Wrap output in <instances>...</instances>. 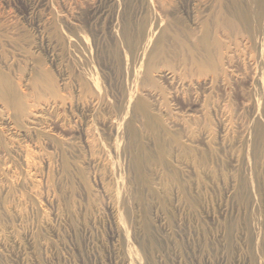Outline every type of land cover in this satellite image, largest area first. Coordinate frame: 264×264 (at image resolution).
<instances>
[{"label": "rangeland", "instance_id": "obj_1", "mask_svg": "<svg viewBox=\"0 0 264 264\" xmlns=\"http://www.w3.org/2000/svg\"><path fill=\"white\" fill-rule=\"evenodd\" d=\"M260 1L0 0V264H264Z\"/></svg>", "mask_w": 264, "mask_h": 264}, {"label": "bare ground", "instance_id": "obj_2", "mask_svg": "<svg viewBox=\"0 0 264 264\" xmlns=\"http://www.w3.org/2000/svg\"><path fill=\"white\" fill-rule=\"evenodd\" d=\"M257 1V0H256ZM258 6H257V10L255 11V13H256V16H258L259 15V13H260V10H261V7H262V3H261V1L260 0H258ZM163 11V10H162ZM262 12V11H261ZM263 13V12H262ZM234 16V15H233ZM255 16V17H256ZM234 17H236V16H234ZM233 19V18H232ZM237 19V18H236ZM234 20V19H233ZM199 21V20H198ZM204 22V21H203ZM200 24H202L203 25V23H201L200 22ZM218 26H223V25H218ZM202 27V26H201ZM201 29V28H200ZM144 30H146V26L144 27ZM201 31V30H200ZM209 33V30H208V27H207V24H204L203 25V38H201V43L203 44V45H207L208 44V42H207V40H206V38H207V34ZM152 38H153V40L154 41H156V40H158L159 41V43L158 44H161V45H163V40L162 39H160V38H158L157 37V35H155V34H152V36H151ZM127 38H125V40H126ZM124 41V40H123ZM221 42V40L220 39H216V41H215V43L217 44V46L218 47H220V43ZM222 43V42H221ZM126 45H128L127 43H126ZM262 47V46H261ZM140 50V51H139ZM141 48H139L138 49V51H136V52H134V55H137V56H139V54H141ZM262 54V53H261ZM136 56V57H137ZM264 62V61H263ZM203 64L204 65H208V63H207V61L206 62H203ZM150 67H152L151 65H146L145 66V68H144V70L146 71V70H148ZM157 73H159V75L160 76H166L167 75V73L169 74V72H166L165 70H161V69H158L157 70ZM172 75V74H171ZM169 78H170V74H169V76H168ZM13 98H14V96H13V94H12V90H11V87H10V85H9V82L7 81V80H5V77L4 76H2V75H0V99L1 100H3V101H6V103L8 102H11V101H13ZM10 104V103H9ZM39 109V108H38ZM42 110V109H41ZM33 111V110H32ZM35 111V110H34ZM31 113V112H30ZM30 115V114H29ZM28 115V116H29ZM8 117V116H7ZM6 117V118H7ZM30 117H31V115H30ZM32 118V117H31ZM33 119V118H32ZM7 120V119H6ZM224 125H225V123H224ZM148 126H150L149 124H148ZM227 126V125H226ZM224 128V127H223ZM228 128V127H227ZM227 130V129H226ZM225 130V131H226ZM231 130V129H230ZM205 131H203V133H204ZM227 132V131H226ZM189 133V132H188ZM209 132H207V134H208ZM184 134H185V132H184ZM202 134V133H201ZM186 135V134H185ZM188 135V134H187ZM186 135V136H187ZM206 136V135H205ZM187 138H189V137H187ZM210 139V138H209ZM241 139V138H240ZM206 142H208V141H206ZM237 160V159H236ZM26 162H28V161H26ZM234 162H235V160H234ZM237 162V161H236ZM235 162V163H236ZM186 167V166H185ZM187 168V167H186ZM229 189H231V188H229ZM229 193V192H228Z\"/></svg>", "mask_w": 264, "mask_h": 264}]
</instances>
